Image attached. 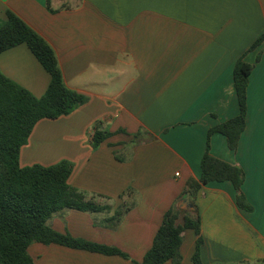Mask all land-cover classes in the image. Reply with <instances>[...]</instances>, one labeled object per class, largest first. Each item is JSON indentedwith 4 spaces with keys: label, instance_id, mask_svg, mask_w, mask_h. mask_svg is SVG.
Instances as JSON below:
<instances>
[{
    "label": "crops",
    "instance_id": "crops-1",
    "mask_svg": "<svg viewBox=\"0 0 264 264\" xmlns=\"http://www.w3.org/2000/svg\"><path fill=\"white\" fill-rule=\"evenodd\" d=\"M7 11L50 45L65 87L87 99L67 116L38 122L19 163H70L68 185L105 209L63 210L47 224L129 257L36 243L28 248L35 264L140 262L165 213L181 210L188 182L199 180L207 140L213 157L243 171L240 191L251 210L237 205L228 181L190 195L200 260L264 264V41L251 49L264 34V0H0V24ZM238 60L253 68L245 129L232 151L223 135L208 132L239 114ZM0 72L36 98L49 84L24 45L0 54ZM96 129L110 136L94 147ZM196 240L183 233L180 264H193Z\"/></svg>",
    "mask_w": 264,
    "mask_h": 264
},
{
    "label": "trees",
    "instance_id": "trees-1",
    "mask_svg": "<svg viewBox=\"0 0 264 264\" xmlns=\"http://www.w3.org/2000/svg\"><path fill=\"white\" fill-rule=\"evenodd\" d=\"M263 41L264 34L251 49L257 48ZM20 45L27 47L48 74L49 84L43 96L36 98L0 72V264H35L28 253L33 243L54 244L129 260L127 254L115 247L75 239L48 226V220L63 210L100 213L105 208L68 185L72 165L66 161L50 167L20 166V150L26 145L38 122L67 116L87 100L82 94L65 87L55 52L50 45L18 16L7 11L5 21L0 24V54ZM252 68V65L242 60L237 61L233 82L239 114L208 132V137L214 133L223 135L232 151L236 149L245 129L246 90ZM109 136L96 129L93 146H98ZM200 170L199 180H190L187 184L186 192L192 197L197 195L202 186L228 181L237 193V205L251 210L240 191L244 181L243 171L213 157L209 152L208 140ZM121 216L122 213L116 214L114 220L118 222ZM187 230L197 237L192 263L202 264L200 218L197 213L184 214L177 208L165 213L150 249L140 262L131 260V264H180L183 233Z\"/></svg>",
    "mask_w": 264,
    "mask_h": 264
},
{
    "label": "water",
    "instance_id": "water-1",
    "mask_svg": "<svg viewBox=\"0 0 264 264\" xmlns=\"http://www.w3.org/2000/svg\"><path fill=\"white\" fill-rule=\"evenodd\" d=\"M179 208L185 213H188V212L194 210V207H192V205L190 203V194L189 193H187L185 195V197L182 199V201L179 204Z\"/></svg>",
    "mask_w": 264,
    "mask_h": 264
},
{
    "label": "rangeland",
    "instance_id": "rangeland-1",
    "mask_svg": "<svg viewBox=\"0 0 264 264\" xmlns=\"http://www.w3.org/2000/svg\"><path fill=\"white\" fill-rule=\"evenodd\" d=\"M33 244H36V243H33Z\"/></svg>",
    "mask_w": 264,
    "mask_h": 264
}]
</instances>
